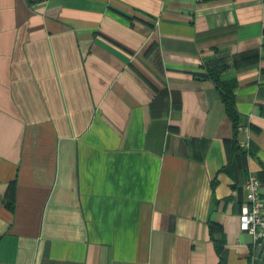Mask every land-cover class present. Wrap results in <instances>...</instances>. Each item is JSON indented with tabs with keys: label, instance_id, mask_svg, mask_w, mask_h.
Wrapping results in <instances>:
<instances>
[{
	"label": "crops",
	"instance_id": "0c3cea01",
	"mask_svg": "<svg viewBox=\"0 0 264 264\" xmlns=\"http://www.w3.org/2000/svg\"><path fill=\"white\" fill-rule=\"evenodd\" d=\"M251 175L264 0H0V264H264Z\"/></svg>",
	"mask_w": 264,
	"mask_h": 264
},
{
	"label": "built area",
	"instance_id": "2783aa9c",
	"mask_svg": "<svg viewBox=\"0 0 264 264\" xmlns=\"http://www.w3.org/2000/svg\"><path fill=\"white\" fill-rule=\"evenodd\" d=\"M262 182L251 175L246 183V202L241 213V228L250 233L256 242L264 240V196L261 195Z\"/></svg>",
	"mask_w": 264,
	"mask_h": 264
},
{
	"label": "trees",
	"instance_id": "16d2710c",
	"mask_svg": "<svg viewBox=\"0 0 264 264\" xmlns=\"http://www.w3.org/2000/svg\"><path fill=\"white\" fill-rule=\"evenodd\" d=\"M219 69H221V67L218 66L211 68L208 70L207 73L203 74L202 76L210 77L216 82L217 86L221 90L226 111L229 117L231 118V120L233 121L235 129L237 130L239 126V111L237 108L235 95L233 94L232 90H228L223 87L222 82L218 76ZM9 205L12 208L14 207L12 203H9Z\"/></svg>",
	"mask_w": 264,
	"mask_h": 264
}]
</instances>
